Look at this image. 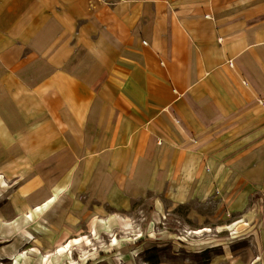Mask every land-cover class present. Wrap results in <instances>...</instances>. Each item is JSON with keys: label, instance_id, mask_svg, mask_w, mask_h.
Returning a JSON list of instances; mask_svg holds the SVG:
<instances>
[{"label": "crops", "instance_id": "crops-1", "mask_svg": "<svg viewBox=\"0 0 264 264\" xmlns=\"http://www.w3.org/2000/svg\"><path fill=\"white\" fill-rule=\"evenodd\" d=\"M262 110L264 0H0V188L14 219L67 207L70 192L126 211L203 163L260 187Z\"/></svg>", "mask_w": 264, "mask_h": 264}, {"label": "rangeland", "instance_id": "rangeland-1", "mask_svg": "<svg viewBox=\"0 0 264 264\" xmlns=\"http://www.w3.org/2000/svg\"><path fill=\"white\" fill-rule=\"evenodd\" d=\"M261 120L264 140L263 110ZM252 178L210 175L203 163V174L179 177V187L168 177L166 191L135 199L126 211L70 192L67 207L54 198L32 221L29 215L14 219L0 188V264H211L214 258V264H234L246 252L248 264H264V176L260 187ZM183 183L191 190H177ZM237 187L241 192L232 190ZM74 238L79 242L65 249Z\"/></svg>", "mask_w": 264, "mask_h": 264}, {"label": "bare ground", "instance_id": "bare-ground-1", "mask_svg": "<svg viewBox=\"0 0 264 264\" xmlns=\"http://www.w3.org/2000/svg\"><path fill=\"white\" fill-rule=\"evenodd\" d=\"M77 242H79V239H77V238H74V239L70 240V241L66 244L65 249H66V247H69L72 243L74 244V243H77Z\"/></svg>", "mask_w": 264, "mask_h": 264}]
</instances>
